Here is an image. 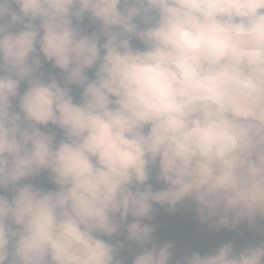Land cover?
Listing matches in <instances>:
<instances>
[{
    "label": "clouds",
    "instance_id": "clouds-1",
    "mask_svg": "<svg viewBox=\"0 0 264 264\" xmlns=\"http://www.w3.org/2000/svg\"><path fill=\"white\" fill-rule=\"evenodd\" d=\"M186 200L264 220V0H0V264H125L116 235L170 264L146 221ZM176 264H264V240Z\"/></svg>",
    "mask_w": 264,
    "mask_h": 264
},
{
    "label": "rangeland",
    "instance_id": "rangeland-1",
    "mask_svg": "<svg viewBox=\"0 0 264 264\" xmlns=\"http://www.w3.org/2000/svg\"><path fill=\"white\" fill-rule=\"evenodd\" d=\"M84 26L86 29L91 32V22L86 19ZM46 74L47 73H59V69H55L54 66H51V63H45L41 69ZM90 75V70H89ZM26 88V84L21 86V93ZM77 97L79 94H75ZM49 127H52L51 125ZM58 131V130H57ZM31 182H41L47 183L52 188H55V185L48 180V174L43 173L38 177H35ZM186 207V214L189 213H198V205L192 201L183 202ZM165 206H155V211L153 213L154 219L151 221H146L155 227L154 238L155 242L161 246L164 244H171V260L170 264H176V262L181 259L185 254H190V250L187 246L181 243L180 238L177 234L174 226L169 223L162 216V209ZM199 214V213H198ZM199 232L201 236L208 242L210 253L219 248L222 244L233 243L237 249L243 248L244 245L240 241V236L244 233H251L257 239V243L261 240H264V220H257L255 224H249L247 222L241 223L235 226H216L214 223H205L200 219L199 222ZM141 249L134 243L131 242L128 245L127 254L123 258L125 264H131L133 257L139 253Z\"/></svg>",
    "mask_w": 264,
    "mask_h": 264
},
{
    "label": "trees",
    "instance_id": "trees-1",
    "mask_svg": "<svg viewBox=\"0 0 264 264\" xmlns=\"http://www.w3.org/2000/svg\"><path fill=\"white\" fill-rule=\"evenodd\" d=\"M95 29V26L91 25V31ZM51 66H53L51 64ZM92 70H90V76H92ZM73 88V93L79 94L77 91V86H71ZM34 185L39 187H44L47 189H53L47 183L41 182H32ZM152 183L155 187H159L160 185L156 184L155 177L153 176ZM162 216L171 223L177 231V234L180 238L182 244L187 246L190 250V254L193 252H198L200 254L210 253V248L208 242L201 236L199 232V222L200 217L198 213H189L186 214V207L184 203L178 204L174 211H169V209L165 206L162 209ZM105 239H108L105 237ZM114 243L117 240L123 241L125 247L120 249L117 253L118 259H123L127 254L128 245L130 241L123 240V237L116 235L111 238ZM240 241L244 245V247L248 245H256L257 239L251 233H244L240 236Z\"/></svg>",
    "mask_w": 264,
    "mask_h": 264
}]
</instances>
